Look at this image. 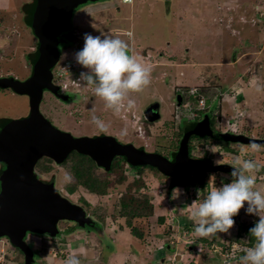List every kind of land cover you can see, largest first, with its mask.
<instances>
[{
  "label": "rangeland",
  "instance_id": "rangeland-1",
  "mask_svg": "<svg viewBox=\"0 0 264 264\" xmlns=\"http://www.w3.org/2000/svg\"><path fill=\"white\" fill-rule=\"evenodd\" d=\"M20 1L0 0V75L11 74L18 79L30 74V54L36 46L33 45V34L19 10ZM74 27L79 28L78 36L72 38V45L64 51L55 69L56 74H61L57 78L65 80L67 85L72 84L68 68L72 63L78 64L74 55L83 48L85 33L95 36L103 32L119 38L126 36L127 39L135 36L140 51L136 58L152 68L150 86L140 93L131 94L135 106H125L115 113L120 114L117 129H114L116 122L113 124L108 120L114 113L107 108L102 109L103 101L99 97L96 96L97 101L93 102L98 113L102 111L103 118L99 117L100 120L107 119L106 133L116 131L120 141L131 140L137 146L147 143L164 154L167 144L170 145L177 135L179 118L189 120L200 116L198 112L205 113L208 109L212 120L215 118L221 130H227L237 120L235 127L253 134L251 137L258 138V135L264 134V0H134L132 5L123 3V0H101L76 9L70 29L64 34L71 33ZM130 27L132 31L125 32ZM189 88L205 99L203 111L197 109L198 103L192 102ZM177 92L184 98L179 108L174 100ZM91 94H94L93 91ZM1 95L0 115L17 118L27 112L24 95ZM149 102L159 107L160 120L147 126L138 111L143 112ZM82 106V113L81 107L78 108L79 112L74 113L71 105H60L51 95H47L40 104V111L57 127L72 134L98 132L91 123L93 114L89 117L84 115L90 110L93 112V107L86 101ZM243 111L245 114L240 117ZM131 112L135 116L132 117ZM138 126L141 127L142 137L138 136ZM134 128L138 137L131 139L126 135ZM123 129L127 130L126 135H121ZM146 130H149V134ZM195 141L199 143H195L198 147L201 146V151L205 150L206 156L210 152L205 146L215 144L218 151L213 154L215 161H220L221 157L223 161H231L241 156L242 152H247L244 159L263 164L264 151L253 153L251 146L241 147L235 156L230 157L227 154L228 145L202 138ZM134 168L143 172L141 178L145 183L138 191L132 189V193L147 196L154 206L151 216L134 220V226L143 234L141 238L131 233L130 227L116 211L119 197L136 175H128L122 183L108 188L106 194L97 195L82 186H77L72 193L68 192V183L64 179L68 167L63 164L51 162V169L45 172L35 169L39 177L54 179L60 194L73 202L86 200L88 209H95L99 213L97 229L93 227L97 232L92 230L88 233L76 226V229L65 231L64 239L41 234L29 238L35 264H65L72 254L79 257L81 264H241L232 257L213 259V254L225 239L237 235L241 237L243 223L258 221L255 220L259 219L258 216L246 213L247 204L233 218L235 224L230 234L218 233L211 237L213 244L209 246L201 238L195 237L196 225L189 219L191 208L202 202V193L196 191L199 180L193 186L171 187L168 194L166 176L155 173L147 166ZM262 177L257 176L256 187L264 191ZM206 182L205 197L214 185L219 187L223 184L216 179V175ZM177 189L180 190L178 198ZM158 218H163V223L157 222ZM237 244L239 247L246 245ZM9 245L0 243V260L1 250L5 246L9 248ZM9 253L15 255L13 250ZM16 253L18 257L15 256V263L24 264L21 254Z\"/></svg>",
  "mask_w": 264,
  "mask_h": 264
},
{
  "label": "water",
  "instance_id": "water-1",
  "mask_svg": "<svg viewBox=\"0 0 264 264\" xmlns=\"http://www.w3.org/2000/svg\"><path fill=\"white\" fill-rule=\"evenodd\" d=\"M98 1L101 0H32L27 12L26 24L37 41L30 76L26 81L15 80L11 87L13 92L27 96L28 114L21 118H4L0 122V238L7 237L22 252L24 264L34 262L33 252L24 241L27 233L57 237L59 221L78 226L91 221L83 207L60 194L54 179L47 180L36 174L35 165L42 157L60 165L71 152H77L108 171L112 159L122 156L129 165H148L172 178V188L193 186L195 175L203 171H231L229 164L196 163L188 156L190 135H212L207 117L183 135L176 158L168 160L132 143H121L111 135L73 136L55 127L41 114L39 105L45 90L61 100L68 99L67 94L59 93V87L52 81L53 68L60 59L59 36L70 29L76 9ZM176 103L181 104L180 94ZM154 113V118L146 115L149 122L159 118V113ZM202 124L203 130H199ZM227 139L264 144V138L243 134L230 135Z\"/></svg>",
  "mask_w": 264,
  "mask_h": 264
},
{
  "label": "clouds",
  "instance_id": "clouds-1",
  "mask_svg": "<svg viewBox=\"0 0 264 264\" xmlns=\"http://www.w3.org/2000/svg\"><path fill=\"white\" fill-rule=\"evenodd\" d=\"M123 3L132 5L134 0H123ZM64 55L66 56V54ZM62 56L60 51L59 62ZM74 58L78 64L72 63V66L68 69L71 67L77 68L75 74L80 76L81 80L92 88L94 95L104 102L105 107L114 113H119L125 106L128 108L134 107L131 94L142 92L152 82L151 66L140 62L135 56L130 55L129 46L126 41L110 34L101 33V35L93 36L85 33L83 48L75 53ZM59 62L56 66L59 65ZM55 67L53 68L54 80L59 75V73H55ZM81 67L83 68L80 69ZM85 69H88V71ZM60 83L64 84L66 81L62 80ZM189 94L193 99L197 100L199 105L197 109L203 111L205 99L194 90L191 93V89ZM180 96L182 95L180 94ZM125 101H127V105H125ZM175 105L179 108L182 106V103L180 105L176 103ZM133 116L135 115L133 114ZM91 122L99 132L107 131L105 122L100 120L95 114L92 115ZM138 128L141 130L140 126ZM138 128V136L142 137ZM126 134L127 130L123 129L121 135ZM205 148L212 154L218 153L217 146L214 144L209 143ZM251 151L253 153L264 151V144L252 142ZM244 155H247V152H242L241 156L235 157L230 165V182L223 183L219 187L214 185L203 201L191 208L189 219L196 225L194 235L197 238H211L218 233L230 234V229L235 224L233 218L247 204L246 213L258 216L259 220L249 229V233L254 238L255 243L251 247L246 248L247 245L244 247L242 250L244 255L238 261L241 264H264V215H262L264 213V191L256 187L257 174L264 169V164L251 159H244ZM199 158H203V152ZM215 163L222 165L218 160ZM64 179L66 183H72L73 181L70 173H65ZM179 195L180 190L177 189L176 197L178 198ZM2 238L4 237L0 238V243L5 242ZM24 241L33 252V248L29 246V242L25 237ZM44 242L47 243L48 241L44 240ZM8 245L9 248L5 246V249L1 250L0 264H16L13 253L11 255L9 251H15L18 248L11 242ZM232 248L234 252H237L238 244L236 243ZM216 254L219 256L218 259L222 257L219 251L215 252V256ZM7 256L9 257L7 258ZM21 256L24 260L23 254ZM33 264H35V258ZM65 264H81V261L76 254H72L66 259Z\"/></svg>",
  "mask_w": 264,
  "mask_h": 264
},
{
  "label": "flooded vegetation",
  "instance_id": "flooded-vegetation-1",
  "mask_svg": "<svg viewBox=\"0 0 264 264\" xmlns=\"http://www.w3.org/2000/svg\"><path fill=\"white\" fill-rule=\"evenodd\" d=\"M77 29H79V28L74 27V29L72 30V32L69 33L71 35V37H74V39H75V37L78 36L77 35ZM131 31H132L131 30V27H130V29H128V30L126 29L125 30V32H131ZM106 32H108V30ZM101 33H103V32L96 33V35H101ZM63 34L64 33H62L59 36V38L62 37V36L65 37V35H68V34H65V35H63ZM132 34H133V32H132ZM120 39H122V40H124V41L127 42L128 46H129V54L130 55H133L135 57L138 56V54L140 55L139 45L137 44V41H136L135 36H132L130 38L128 37V39L126 38V36H124V37L120 36ZM60 41H61V39H60ZM71 45H69V47ZM62 55H63V53L61 54V56ZM57 67H58V65L55 68H57ZM82 68L83 67H81L80 69H82ZM76 70H77V68H75V67H71L69 69V75L68 76H71L72 75V80H71L72 84L69 83L67 85L66 83H64V84L63 83H60V81H62V80H60V78H56L55 80L53 79V83L59 87V93L67 94L68 95L67 96V98H68L67 100H61L58 97L54 96L50 91L45 90L43 92L42 96H41L40 104H41V102L44 99L47 98V95H51V97H53L60 105H63V106H66V107H68V106L71 105V108L74 110V113L75 112H79L80 109H78V108L81 107V111L80 112L82 113V107H83L82 105H83V102L86 101L90 105V107L91 106L93 107V112H91L92 110H90V112H86V114H84L86 117H89L92 114H95L97 117L103 116V114H101L102 113L101 110H100V113H98L97 107L94 108L95 105H94L93 102L94 101H97V100H96V96L94 94H91L92 88L90 86H88L86 83H84L81 80V77L80 76H78L77 74H75L76 73L75 72ZM7 76H12V79L10 81L8 79L5 80V78H7ZM29 76H30V74L28 76H26L25 78L18 79V78H16L15 76H13L11 74H1L0 75V95L2 94L1 96H3L4 93L5 94L6 93L16 94L12 90V87H11L12 83L15 80L26 81L29 78ZM77 80L80 81V82H77ZM178 94H179V92H177L175 94V96H174L175 103L177 101V95ZM25 97L27 99V105H28V98H27V96H25ZM183 100H184V98L181 96V103L183 102ZM233 102H234V104L236 103L235 100H233ZM102 103H103L102 109H106V107L104 108V102H102ZM27 109H28V106H27ZM39 110H40V105H39ZM208 111H209V109L207 110V112L202 113L200 116H198L199 118L198 117L191 118L188 121L187 120H182V119L179 118L178 127H177V129H178L177 135H176V137L174 139H172V141L170 142V145L167 144V150H166V152L164 154L163 153H159L155 147L151 148L147 143L146 144H143V146H141V144L140 145L138 144V146H137L131 140L122 142L117 137V132L116 131L113 134L112 133H106V132H99V131L98 132H92V133H84V134H74V133L72 134L71 132H69V131L68 132L71 135L76 136V137L77 136L111 135V136H114L121 143H132V145L134 144L136 147H143L146 151H150V152H153V153H158V154L166 157L168 160H174L176 158V156H177L178 151H179V146H180V142H181V140L183 138V135L189 129H191L192 126H194L198 122H201L204 119V117H207V119H208V127L210 128V131L212 132V135L207 136V135H196V134H192V135L189 136L188 141H187L188 156L192 160L196 161V163L197 162H200V161H204V162H206L209 165H214V164L217 165L215 163V158L213 157V154L210 153L209 155L206 156L205 150H202L201 151V149H199V148H201V146L198 147L199 145H196V144H199V143L197 141L193 142V140H199V139L202 138V139L211 140L214 143H221V144L228 145V146H226L227 147V150L229 149V151H228L229 153L227 152V154H229L230 157L235 156L237 154V152H238V149H240L241 147H243V146H251V144H245V143H242L241 141H232L231 139H227V138H229L230 135L232 137L235 136V135H239V134H243V135H246V136L249 135V137L253 135V134H250V133H247V132H242V130H239L238 127H235V124H237V122H238L237 120L233 121L230 124L232 126L229 127L227 130H221L216 125L215 118H213V120H212V118H211L212 115ZM111 112L114 113L112 110H111ZM154 112H158L159 115H160L159 107H156L155 105H152V102H149V104H147L145 106L143 112H139L138 111L139 115L143 118V123L146 124L147 126H149L152 123H155L158 120H160V116H159L158 119H156V120H154L152 122H149L148 121L147 116H151L152 115L153 118H154L155 117V113ZM27 114H28V110L23 115H21V116H19L17 118L25 117V116H27ZM41 114L43 115L42 112H41ZM244 114H245L244 111L243 112H240V117L241 116H244ZM43 116L46 118L45 115H43ZM118 116H120V114L119 115H116L114 113V115L110 116V118L108 119V120L112 121L113 124L116 122V126H114V129H117L119 127L120 120H119V117ZM4 118H8V117L7 116L0 115V122ZM101 118H103V117H101ZM46 119H48V118H46ZM48 120L50 121L51 119H48ZM101 120L103 122H106L107 121V119H105V120L101 119ZM52 124L55 127H57L54 123H52ZM172 125H173V123H172ZM202 126H203V124L200 125L198 127V129L199 130H203V127ZM57 128H59V127H57ZM126 136H129L131 139H132V137H135V138L138 137L137 134H135V128H134L133 131H130V133H128ZM257 137L258 138H264V134H260ZM231 145H234V146L236 145L238 147L237 148L236 147H233L232 148ZM202 152H203V158H199L201 156ZM195 155H197L199 157L196 158ZM222 159L223 158L221 157V159L219 161L220 164H229V165H231L232 162H233V160H234V159H232L231 161H226V160L223 161ZM116 160H118L117 162L119 164H122L121 162H119V161H122V162H125L128 165V163L126 162V160H125L124 157H122V156H115L112 159V161L110 162L111 163L110 164V167H111V165H112L113 162H116ZM94 164H95V162H94ZM263 164H264V160H263ZM131 165H129V166H131ZM95 166H96L95 176H106V173H109L110 168H109L108 171H106V170L98 167L96 164H95ZM129 166L127 168L128 170H126V171H127V174L130 175V176L131 175L132 176H135V175L137 176L139 174V171L136 170L134 167H144L143 165L142 166L140 165V166H131V168H129ZM221 174H223V175H221ZM214 175H216V179H219V180L222 181L221 183H224L225 181L226 182H230V180H231V177L229 176V173H226V172H222V171H203V172L198 173V174L195 175V183H196V180L197 179L199 180L196 188L199 189L200 185H204V188H205V186H207L206 185V183H207L206 181L209 179V177L214 176ZM257 176H261V177L263 176L262 179L264 180V172L261 175H257ZM111 177H112V175H111ZM167 178H168L167 179L168 185H171L172 178H170V177H167ZM195 183H194V185H195ZM179 187H185V186H179ZM63 197H66V196L63 195ZM74 203H76V204H78V205H80L81 207L84 208L86 214L91 218V221L89 223H87V224L86 223L83 224L82 226H78L75 223H71V222H68V221H59L58 222V228H59L58 237H66V236H63V235H65V233H64L65 231H71L73 229H76L77 227L78 228H83L82 230H85L88 233H90V231H92V229L90 230L89 227L90 228H93L94 227L95 229H97L96 226H98V224H99V219H98L99 218L98 217V214L99 213L97 211H95V209H92L90 211L88 209V204H87L88 202L86 200L85 201L80 200V201H77V202H74ZM255 220H259V219H255ZM92 232H94V231H92ZM37 235H39V234L27 233L26 236H25V239L26 240H29V238L36 237ZM2 240L5 241V242H7V243H10L9 240L6 237L2 238ZM232 246H234V244ZM245 246L239 247V245H238L237 252H241V253L244 254V252L242 250L244 249ZM248 247H250V246H246V248H248Z\"/></svg>",
  "mask_w": 264,
  "mask_h": 264
},
{
  "label": "trees",
  "instance_id": "trees-1",
  "mask_svg": "<svg viewBox=\"0 0 264 264\" xmlns=\"http://www.w3.org/2000/svg\"><path fill=\"white\" fill-rule=\"evenodd\" d=\"M31 5H32V1H28L24 3L22 7L21 11L23 13L24 23H26L27 21V12H28V9L31 7ZM68 31L69 30H67V32ZM66 36L67 37H64V36L60 37L61 54L64 53V51L69 47V45L72 44L73 37H71L70 34ZM32 37H33L32 38L33 45H36V42H37L36 38L34 36ZM32 56H33V52L30 54L31 58ZM7 79L10 81L12 79V76H7L5 80ZM191 99L194 104L195 103L197 104L196 99H193V98ZM198 113L202 114V112H198ZM182 120H185V119L183 118ZM146 132L149 134V130H146ZM141 146H143V144H141ZM117 161L118 160L112 163L109 173H106V176H95L96 166L94 162L88 156L81 155L77 152H71L61 163L64 166L68 167V173H70L73 177L72 183H68V185L66 186L67 191L72 193L77 188V186H82L84 189H86L87 191L91 193H94L97 195L106 194L107 189L109 187H114L116 184L122 183L128 176L126 170H128L127 168L129 164L127 165L125 162H122V161H119L122 163V164H119ZM38 162L36 163V169L39 172H45L51 169L52 161L50 159L46 157H42L40 158ZM131 166H129V168H131ZM143 166H147L153 169L155 173H159L153 167H150L148 165H143ZM262 172H264V169H262ZM142 173H143L142 171H139V174L136 176L135 180L128 184L126 191L118 199L119 208L118 210H116L117 212L119 211L118 216L120 217V219L124 220L126 225L130 227L131 233H133L138 238H141L143 234L138 231L137 227L134 226V220L142 219L144 217H149L152 215L154 211V206L147 196L145 195L136 196V194L132 193L131 191L132 189H135L136 191H138L141 187L143 188V185L145 182H143V179L141 178ZM111 175L112 177L110 179L109 176ZM171 190H172L171 186L169 185L167 189L168 191L167 193L170 194ZM196 191H199L202 193V196H201L202 198L200 197V200L203 201V199L205 198L204 185H200L199 189L197 188ZM163 220H164L163 218H158L157 222L159 221V223H163ZM256 222L257 221H252L251 223H248V224L243 223L242 225L244 226L241 227L242 228L241 231H243L241 237L237 235V237L235 238L225 239L224 244L223 243L221 244V250L219 251V254L222 257H225L226 253H232L233 248L231 246L233 244L235 245L238 242L242 244L246 243L247 246H252L255 243V240L253 237H251L249 233V229L253 227ZM64 238L65 237H63L62 239ZM201 239L204 242H207V245L209 246L213 244L212 238H201ZM14 252H15L14 257L16 256V258L18 257V254L16 252H19L21 254V252L18 249H16ZM242 254L243 253H240V255ZM213 259H216V256L214 254H213ZM216 260H219V259H216ZM11 261L14 262L13 260ZM150 264H154V263H150Z\"/></svg>",
  "mask_w": 264,
  "mask_h": 264
},
{
  "label": "built area",
  "instance_id": "built-area-1",
  "mask_svg": "<svg viewBox=\"0 0 264 264\" xmlns=\"http://www.w3.org/2000/svg\"><path fill=\"white\" fill-rule=\"evenodd\" d=\"M59 76H61V74L59 73ZM191 93H193V90H191ZM201 101V100H200ZM138 130H139V133H140V135L142 134V131L140 130V128H138ZM221 250V247L220 248H215L214 249V251H220ZM239 251V250H238ZM240 252H234V251H232V253H226L225 254V257L226 258H234L236 261H238L239 260V258H240Z\"/></svg>",
  "mask_w": 264,
  "mask_h": 264
},
{
  "label": "crops",
  "instance_id": "crops-1",
  "mask_svg": "<svg viewBox=\"0 0 264 264\" xmlns=\"http://www.w3.org/2000/svg\"><path fill=\"white\" fill-rule=\"evenodd\" d=\"M10 1H13V2H15L16 0H10ZM29 0H21L20 1V3H19V10H22V7H23V5H24V3H26V2H28ZM10 3H12V2H10ZM23 3V4H22ZM21 4H22V6H21ZM7 8V7H6ZM2 10H5V9H2ZM6 11V10H5ZM20 13H21V11H20ZM217 258H219V257H217ZM220 260V259H219Z\"/></svg>",
  "mask_w": 264,
  "mask_h": 264
}]
</instances>
